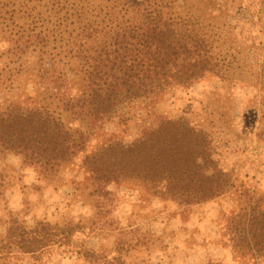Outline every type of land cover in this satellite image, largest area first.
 Here are the masks:
<instances>
[{
	"label": "trees",
	"instance_id": "1",
	"mask_svg": "<svg viewBox=\"0 0 264 264\" xmlns=\"http://www.w3.org/2000/svg\"><path fill=\"white\" fill-rule=\"evenodd\" d=\"M76 1L79 5L63 8L50 3L48 14L36 18L21 8L18 23L11 15L12 23L0 28V43L8 44L0 54L6 95L0 106V154L20 156L46 181L76 166L83 189L75 190L88 199L107 195L112 183H133L183 206L236 190L213 159L208 136L183 117H159L153 126L146 122L129 144L104 135L89 147L104 121L118 115L126 122L127 109H151L171 90L208 77L226 80L238 69L235 59L222 54L228 35L215 7L200 0L201 9L212 8L200 20L188 13L191 8L176 7L178 0H108L98 11L89 1ZM258 3L262 12L264 0ZM51 41L62 42L61 54L46 52ZM239 72L234 80L245 84L246 71ZM22 78L32 84L33 97L19 93ZM254 86L264 118V60ZM238 195L248 206L226 221L230 247L240 258L264 259V201L246 190ZM76 226L37 222L28 229L14 219L7 241L23 254L70 247L88 264H111L104 254L72 244Z\"/></svg>",
	"mask_w": 264,
	"mask_h": 264
},
{
	"label": "rangeland",
	"instance_id": "2",
	"mask_svg": "<svg viewBox=\"0 0 264 264\" xmlns=\"http://www.w3.org/2000/svg\"><path fill=\"white\" fill-rule=\"evenodd\" d=\"M75 1L0 0V28L12 23L11 15L18 23L21 8L36 18L48 14L50 3L63 8L68 3L79 5ZM86 1L95 11L108 3ZM200 2L190 0L186 5V0H178L176 7L191 8L188 13L201 20L200 15L212 8L203 10ZM208 3L217 10L212 12L219 21L226 22L228 36L222 54L235 59L238 69L230 71L226 80L208 77L190 88L171 90L151 109H127L126 122L118 115L104 121L89 147L104 135L129 144L146 122L153 126L159 117H183L208 136L213 159L237 189L208 202L183 206L142 192L133 183H112L107 195L88 199L75 190L83 189L76 166L56 181H46L20 156L0 154V264H88L70 247L55 246L40 256L19 253L7 241L14 219L28 229L37 222L77 225L72 244L104 254L111 264H264V259L236 256L225 229L226 221L248 206V199L239 197L238 191L254 193L264 201V118L258 86H254L264 60V9L260 11L258 0H209L204 6ZM61 46L62 42L51 41L46 52L61 54ZM241 70L246 71L242 75L245 84L234 80ZM19 83L22 97H33L30 81L22 78ZM5 96L0 87V106Z\"/></svg>",
	"mask_w": 264,
	"mask_h": 264
},
{
	"label": "clouds",
	"instance_id": "3",
	"mask_svg": "<svg viewBox=\"0 0 264 264\" xmlns=\"http://www.w3.org/2000/svg\"><path fill=\"white\" fill-rule=\"evenodd\" d=\"M8 47V44L6 42L0 43V50H3Z\"/></svg>",
	"mask_w": 264,
	"mask_h": 264
}]
</instances>
